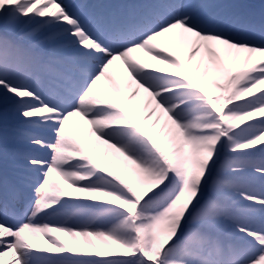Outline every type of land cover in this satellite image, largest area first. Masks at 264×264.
Instances as JSON below:
<instances>
[{"label":"snow or ice","instance_id":"snow-or-ice-1","mask_svg":"<svg viewBox=\"0 0 264 264\" xmlns=\"http://www.w3.org/2000/svg\"><path fill=\"white\" fill-rule=\"evenodd\" d=\"M6 257L264 264V0H0Z\"/></svg>","mask_w":264,"mask_h":264},{"label":"bare ground","instance_id":"bare-ground-1","mask_svg":"<svg viewBox=\"0 0 264 264\" xmlns=\"http://www.w3.org/2000/svg\"><path fill=\"white\" fill-rule=\"evenodd\" d=\"M73 2L79 3L81 2V0H73ZM86 2L89 4L106 5V4L130 3V2H135V0H86ZM176 54L180 56L181 60H184L186 57V49L177 50ZM134 55L142 60L145 61L147 60V58L143 57L142 53H137ZM147 62L153 64L154 66L162 67V65H155L154 61H147ZM110 75L113 77L114 83L117 86V88L122 89L123 79L126 74L123 70L122 64L119 61L116 63L115 68L113 70H110ZM99 87L105 90L106 92H108L111 98L113 99L116 98L115 94L110 91V86L105 81H101ZM137 103L138 100L136 99L128 101L129 105H136ZM69 128L70 131L75 132L76 134L80 135L82 138L86 140L90 136L89 126L84 124L83 121H79V118H74L72 121H70ZM93 144H95L98 147V151L95 153L97 158H100V156L105 152L109 153L110 155L112 154L111 149H108L106 145L100 144L98 141L95 140V137H91V143L89 144V147H91ZM60 238L66 243L69 242L66 236H61ZM9 258L10 257L5 258V263Z\"/></svg>","mask_w":264,"mask_h":264},{"label":"rangeland","instance_id":"rangeland-1","mask_svg":"<svg viewBox=\"0 0 264 264\" xmlns=\"http://www.w3.org/2000/svg\"><path fill=\"white\" fill-rule=\"evenodd\" d=\"M5 264H7V262Z\"/></svg>","mask_w":264,"mask_h":264}]
</instances>
